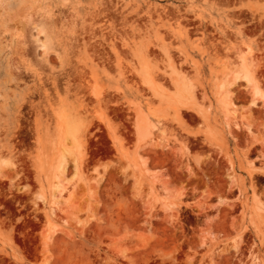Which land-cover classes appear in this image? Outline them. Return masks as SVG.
<instances>
[{
    "label": "rangeland",
    "instance_id": "obj_1",
    "mask_svg": "<svg viewBox=\"0 0 264 264\" xmlns=\"http://www.w3.org/2000/svg\"><path fill=\"white\" fill-rule=\"evenodd\" d=\"M0 264H264V0H0Z\"/></svg>",
    "mask_w": 264,
    "mask_h": 264
},
{
    "label": "crops",
    "instance_id": "obj_2",
    "mask_svg": "<svg viewBox=\"0 0 264 264\" xmlns=\"http://www.w3.org/2000/svg\"><path fill=\"white\" fill-rule=\"evenodd\" d=\"M178 155L179 157L183 160V162L186 164H190V163H201L202 157L198 154V153H193V152H186L185 149L183 148H179L178 149ZM191 156V157H190Z\"/></svg>",
    "mask_w": 264,
    "mask_h": 264
},
{
    "label": "bare ground",
    "instance_id": "obj_3",
    "mask_svg": "<svg viewBox=\"0 0 264 264\" xmlns=\"http://www.w3.org/2000/svg\"><path fill=\"white\" fill-rule=\"evenodd\" d=\"M244 78L246 79V81L249 83L250 79L248 78V76L245 74Z\"/></svg>",
    "mask_w": 264,
    "mask_h": 264
}]
</instances>
